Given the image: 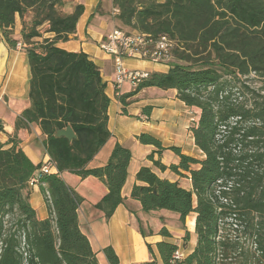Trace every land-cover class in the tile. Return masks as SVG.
Listing matches in <instances>:
<instances>
[{
  "label": "trees",
  "instance_id": "16d2710c",
  "mask_svg": "<svg viewBox=\"0 0 264 264\" xmlns=\"http://www.w3.org/2000/svg\"><path fill=\"white\" fill-rule=\"evenodd\" d=\"M65 5L66 0H0L2 37L12 48L24 44L31 70L30 105L17 117L16 128L39 124L57 168L42 172L43 164L36 165L16 138L0 140V264H101L80 226L84 198L64 180L65 171L104 182L108 191L95 207L107 219L125 203L130 148L116 143L103 166L88 168L111 138L110 98L91 57L57 45L75 33L85 9L77 4L67 12ZM112 8L119 9L114 18L130 31L177 41L169 70L150 72L130 94L151 87L175 89L177 98L196 110L190 132L203 157L170 146L178 163L154 160L162 171L190 178L191 186L143 166L136 175L140 184L131 192L144 212H175L184 228L186 218L195 214L196 245L182 259H173L179 246L168 240L172 234L166 226L160 229L162 240L155 244L162 261L264 264V0H112ZM99 12H106L102 2ZM17 15L23 25L19 36ZM47 32L53 37H44ZM125 97L120 96L123 104ZM152 109L143 111L149 115ZM68 125L76 139L55 136L57 128ZM138 139L157 146L159 153L166 149L152 134L141 133ZM35 177L49 212L44 219L30 200ZM138 222L144 237L153 234ZM189 234L186 229L185 241ZM147 246L153 253L152 243ZM103 252L110 264H120L112 246Z\"/></svg>",
  "mask_w": 264,
  "mask_h": 264
},
{
  "label": "crops",
  "instance_id": "0c3cea01",
  "mask_svg": "<svg viewBox=\"0 0 264 264\" xmlns=\"http://www.w3.org/2000/svg\"><path fill=\"white\" fill-rule=\"evenodd\" d=\"M101 2L103 0H66L64 9L67 12H72L77 4H83L85 9L79 18L75 33L71 34L67 41H60L57 45L69 51L83 50L101 68L102 77L106 82L105 92L110 98L108 128L111 138L88 163V168L103 166L108 161L116 143L130 148L132 156L129 162L127 181L122 190L125 203L121 204L113 216L107 219L103 211L95 207L108 191L101 179L95 176L83 178L70 171H65L61 175L67 184L84 198L79 208L80 226L89 237L101 264H104L101 254L106 258L103 252V248L106 246L114 248L120 264H137L151 261L153 258H156L157 264H164L155 244L162 240V236L158 234L159 229L153 227V234L146 237L139 230L138 220L147 222L150 214L154 212H144L141 203L131 197V192L134 184H140L136 175L143 166L151 167L162 178L180 181L185 179L188 187L191 186L190 178H180L169 169L162 171L154 165V160H159L166 165L178 163L179 156L168 148L170 146H179L184 153L195 156L190 149L198 147L195 145L190 127L191 121H194L196 116L195 118L191 116L192 109L177 98L175 89L163 90L151 87L130 94L134 88L131 83L126 82L121 90V95L127 96L125 97L126 104H123L121 95L116 97L113 61L100 48L99 44L103 37L116 27L114 23L118 19L114 18L115 8L111 13H100ZM111 14L114 19L111 18ZM31 15L29 14V17L26 18L30 19ZM22 26V18L17 15L15 23L17 36L20 35ZM53 35V33L47 32L44 37H53ZM125 62L131 69L150 72H166L170 68V62L153 63L148 60L132 58L126 59ZM30 78L31 70L27 49L21 46L10 47L0 31V119L4 125V131L0 133V140L5 143L10 138H16L19 147L36 165L51 163V171L55 173L57 168L51 162V156L47 152L46 136L43 134L41 126L31 124L29 128H16L17 117L30 105ZM149 105L153 106V109L148 115L143 110ZM144 116L148 118L145 119ZM141 133L152 134L162 142V146L166 149L159 153L157 146L140 142L138 136ZM11 145L12 143H9L7 146ZM198 150L201 151L199 148ZM151 154L153 159L150 157ZM30 188V200L39 218L48 217L49 212L40 184ZM192 223L195 228V216ZM147 241L152 243L153 253L149 250ZM172 242L176 243L177 241L173 239ZM195 245L196 241L194 244L190 243V248L184 253L185 256L193 250ZM108 264L110 263L108 262Z\"/></svg>",
  "mask_w": 264,
  "mask_h": 264
},
{
  "label": "built area",
  "instance_id": "2783aa9c",
  "mask_svg": "<svg viewBox=\"0 0 264 264\" xmlns=\"http://www.w3.org/2000/svg\"><path fill=\"white\" fill-rule=\"evenodd\" d=\"M119 9L115 8L117 13ZM100 48L113 61L114 65V83L115 95L119 97L122 94V86L129 82L135 89L137 85L146 77L150 71L141 69H131L126 65V59L148 60L153 63H168L172 60L173 50L177 45V41L169 35L153 36L149 33H140L130 31L121 27H115L109 31L100 41ZM18 46L24 47L19 42ZM143 118L147 119V116ZM51 163H45L41 167V171L50 173ZM40 183L39 177L33 178L31 186ZM185 254L177 249L173 255V259H182Z\"/></svg>",
  "mask_w": 264,
  "mask_h": 264
},
{
  "label": "rangeland",
  "instance_id": "374dc122",
  "mask_svg": "<svg viewBox=\"0 0 264 264\" xmlns=\"http://www.w3.org/2000/svg\"><path fill=\"white\" fill-rule=\"evenodd\" d=\"M102 9L106 12H110L113 10L112 8V0H103L102 2ZM111 18H113V14H111ZM113 26V24H112ZM114 26L116 27H121L127 30H130V27L124 25L121 21L116 20V22L114 23ZM113 26V27H114ZM132 31V30H131ZM173 62V59L170 61V63ZM169 63V62H168ZM132 85V84H131ZM192 110V117L195 118L196 113H195V109L191 108ZM193 123V121H191ZM190 150H192L193 154L198 157V158H202V152L198 150V148H191ZM181 184L188 187L189 185H187V181H185V179H181ZM154 213L150 214V217H148L149 221H144L142 220V226L145 229V231L148 233L150 230L153 231V227H155L157 230L166 226L168 228V230L171 232L172 237L168 238V240H173L176 239V243L179 246V249L181 252L185 253V251H187L190 248V243L194 244L195 241L197 240V236L195 233V228L193 226V221H194V216L195 214H191L189 215L188 218H186V228H184L183 223L180 221L179 216L177 213L169 211V210H165V209H161V210H155L152 211ZM188 221V222H187ZM152 223V225H150ZM192 227H191V225ZM195 225V224H194ZM194 228V229H193ZM186 229L189 230V239L187 241H185L184 237L186 235ZM191 229V230H190ZM158 231V232H159ZM154 232V231H153ZM183 235V236H182ZM171 240V241H172ZM101 260L103 261L104 264H108L106 258H104L103 254H101Z\"/></svg>",
  "mask_w": 264,
  "mask_h": 264
},
{
  "label": "water",
  "instance_id": "95a60500",
  "mask_svg": "<svg viewBox=\"0 0 264 264\" xmlns=\"http://www.w3.org/2000/svg\"><path fill=\"white\" fill-rule=\"evenodd\" d=\"M0 122H1V119H0ZM55 136L56 137L64 136V137L68 138L70 141L77 138V134L75 133V131L71 125H68L65 128H57Z\"/></svg>",
  "mask_w": 264,
  "mask_h": 264
}]
</instances>
